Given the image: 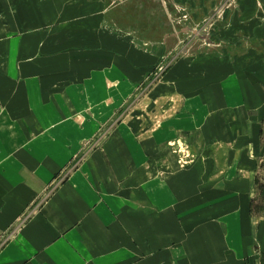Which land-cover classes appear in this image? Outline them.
<instances>
[{
	"label": "crops",
	"instance_id": "crops-1",
	"mask_svg": "<svg viewBox=\"0 0 264 264\" xmlns=\"http://www.w3.org/2000/svg\"><path fill=\"white\" fill-rule=\"evenodd\" d=\"M104 1L0 0V104L14 95L5 91L6 84L29 85L14 95L19 108L11 119L0 107V234L13 229L0 248V264H163L166 258H185L187 264H264V219L253 214L252 197L259 188L255 153L261 149L264 65L254 60L245 70L241 49L235 57L209 61L205 56L174 67L162 84L130 106L102 149L88 155L35 208L69 149L65 138L53 140L56 127L38 119V93L31 84L52 78L44 73L51 69L40 64L56 58L53 37L88 35L99 42L102 34H114L101 26ZM255 4L238 0V9L224 17L244 21L228 27L229 35L249 34L252 54L260 52L261 39ZM109 12L107 17L116 21ZM227 43L237 51L243 46ZM101 62L87 64L94 66L89 74L97 75L92 80L99 95H112L116 106L128 95H118L112 86L118 80L112 78L126 89L137 79L125 66ZM84 95L64 93L59 112L69 114V100L77 112L84 110ZM167 98L177 100L180 113L146 127L145 102ZM182 132L194 133L201 142L194 144ZM171 142L192 156L183 168ZM259 190L264 195V181ZM211 195L218 200L211 202ZM203 196L205 201L196 204Z\"/></svg>",
	"mask_w": 264,
	"mask_h": 264
},
{
	"label": "rangeland",
	"instance_id": "rangeland-1",
	"mask_svg": "<svg viewBox=\"0 0 264 264\" xmlns=\"http://www.w3.org/2000/svg\"><path fill=\"white\" fill-rule=\"evenodd\" d=\"M189 1L105 0L102 8V11H105L102 14L105 17L102 18L101 26L104 31L112 28L114 34H102L99 42L98 37L88 35L53 37L54 40L50 43L55 49L58 48V52H53V57L56 58H52L51 61L43 60L44 64H40L51 69L50 72L44 73L52 78H48L44 83L37 80L31 84V88L38 93V119L57 128L51 132L53 140L63 138L67 140L68 160L63 165H57L59 169L47 181L45 192L38 198L35 208L62 185L74 171L79 169L88 155L99 148L102 149L104 142L112 136L114 128L122 121L130 106L141 95L156 88L158 84H162L166 74L169 71L172 72V69L180 63L189 65L195 59H198L199 63V61H204L205 56L209 61L213 60L212 58L215 56L235 57L241 53V50H244L242 55L245 56V60L242 64H244L245 70H248L247 68L254 60L257 62L261 59L260 63L264 65V0H255V11L260 17L257 22L261 28L259 36L261 39L258 41L260 42V52L255 54H252L249 34L231 37L233 35L231 32L229 35V29L234 28L233 23L236 25L244 23V21L236 22L224 18L227 12L238 9V0H213L208 5L190 3ZM110 7L112 10H109ZM108 12L112 16L116 15V21L107 17ZM227 42L240 44L244 47L237 46L238 51L234 47L229 49L230 44ZM94 43L96 45L92 46ZM65 45H69V48L64 49ZM93 61H102L101 64L104 61H114L119 66H125L132 73L134 80L137 79L135 84L130 85L132 86L130 89H126L120 83L119 78L116 80L112 78L114 81L118 80L116 84L112 85L117 87L118 95H128L121 101L118 100L116 106L115 99L109 98L112 95H99L98 84L92 80L97 75L95 76L93 72H91L93 74H89L90 71H93L94 66L87 65ZM260 72L263 75L264 69L261 68ZM88 76L90 80H87ZM121 79V82L124 83V78ZM24 86L28 88L29 85L18 82L9 83L5 85V91L19 95L18 93ZM247 87L251 93V82L246 81ZM260 90L262 91L261 100L264 104V83L260 84ZM82 91L85 92L84 110L77 112L76 103L69 100L66 101V105L69 106V114L63 116L59 112L61 103H63L62 95L64 93L76 94ZM104 92L106 91L104 90ZM14 95H9V100L5 104H0V107L8 111L9 119L12 118L13 110L19 108L15 104L18 103L16 99L18 97L15 98ZM45 95H49V101ZM153 100L155 101L152 103L149 102V99L148 102L144 101V120L149 125L146 127L156 126L159 117L164 119L163 123L170 122L169 120L174 119L177 112L180 113L181 107L177 104V100L168 98L161 101ZM46 102L47 104H45ZM159 108L163 110L161 111ZM77 125H80V130L76 129ZM181 134L190 138V141H194V144L201 142V139L195 138L192 132H182ZM22 138L26 139V137ZM174 143L168 144H171L173 151L181 153L182 159L180 162L178 161V166L183 168L190 162L192 156ZM260 145V151L255 153L258 158L255 173L258 177L259 188H255L252 197L255 202L253 203V214H260L264 219V195L259 190L264 181V119L261 121ZM247 153L251 154L248 150ZM258 155L260 156L258 157ZM207 198L211 202H215L219 196L211 195ZM204 199L206 196L201 199L198 197L196 204ZM35 208L33 207L32 211ZM25 220L26 217L19 218L17 227L22 225ZM12 230H9V233ZM168 260L166 258L163 264L188 263L185 258L183 260H178V258Z\"/></svg>",
	"mask_w": 264,
	"mask_h": 264
},
{
	"label": "built area",
	"instance_id": "built-area-1",
	"mask_svg": "<svg viewBox=\"0 0 264 264\" xmlns=\"http://www.w3.org/2000/svg\"><path fill=\"white\" fill-rule=\"evenodd\" d=\"M10 234L8 235H3L0 234V248L5 244V242L10 238Z\"/></svg>",
	"mask_w": 264,
	"mask_h": 264
}]
</instances>
